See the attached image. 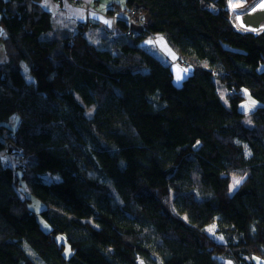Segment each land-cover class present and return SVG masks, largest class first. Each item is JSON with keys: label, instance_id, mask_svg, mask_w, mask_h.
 <instances>
[{"label": "trees", "instance_id": "obj_1", "mask_svg": "<svg viewBox=\"0 0 264 264\" xmlns=\"http://www.w3.org/2000/svg\"><path fill=\"white\" fill-rule=\"evenodd\" d=\"M40 1L0 0V264H263L264 31L227 0H124L91 41Z\"/></svg>", "mask_w": 264, "mask_h": 264}, {"label": "crops", "instance_id": "obj_2", "mask_svg": "<svg viewBox=\"0 0 264 264\" xmlns=\"http://www.w3.org/2000/svg\"><path fill=\"white\" fill-rule=\"evenodd\" d=\"M40 3L45 10L51 13L53 23L56 26L72 30L76 29L79 23L92 21L93 27L88 30L87 36L97 38L105 30L113 31L116 29V19L122 17V12H120L121 14L118 12L113 14L109 10L113 5L123 6L124 2L120 0H78L77 2L73 0H41ZM161 38H155V41L152 39L150 43L157 45L160 40H165ZM7 58L3 41L0 39V63H4ZM23 69L25 68L23 67ZM25 72L23 70V73Z\"/></svg>", "mask_w": 264, "mask_h": 264}, {"label": "rangeland", "instance_id": "obj_3", "mask_svg": "<svg viewBox=\"0 0 264 264\" xmlns=\"http://www.w3.org/2000/svg\"><path fill=\"white\" fill-rule=\"evenodd\" d=\"M120 1L124 2V0H120ZM242 1L243 0H241V2ZM254 1H256V0H251L248 3H251V2H254ZM244 5H242V6H244ZM122 8H124V7L122 6ZM122 14H123V12H122ZM100 32H102V31H100ZM90 39H92L91 41L96 40V38H90ZM161 39H164V38L162 37ZM155 40L156 39H154V41ZM154 45H156V44H154ZM156 47H158L157 49H159L160 52H162L164 55H167L170 58V60L173 62L172 64L175 65L174 68L176 69L177 79H180L185 74L184 72L186 71V69H183L182 66H184V65H181V61H180V64H179V62H177V59H176L177 57L174 54V52L172 51V49L170 48V46L168 45V43L166 42V40H160L159 41V44H157ZM179 65L181 66V68H179L180 69V73H178V71H177ZM23 70L26 71V69H23ZM28 78H30V77L28 76ZM216 83H217V90H218L220 96L221 97H224L225 87L223 85H221L218 81ZM243 95H244V97L241 100V102L239 103V109L245 114L244 117H243V121L245 122V124L250 125L251 124V121H250V118H249V113L259 104V102L257 100H255V99H253L250 96V94H249V92H248L247 89H244L243 90ZM88 110L90 111V109H88ZM14 121H15V118H14V116H12L11 119H10V123H12ZM10 153H12V152H9V151H6V152L4 151L3 152L2 157H3V160L4 161H7L8 163H10V164H12L14 166H16L19 163H21L22 161H24V158H23L22 155H18V156H15L14 155V156H11ZM240 179L241 178L238 177V176L234 177V181H233L234 182V185H236L237 184V181H239ZM30 206H31V208L33 210L38 211L39 210V207H40V202L38 201V199L32 198V200L30 202ZM38 218H39L41 227L43 229H45V230H48L49 229L48 223L44 219H42V217L40 216V214H38ZM206 231L215 240H217V241H223V237L221 236V234H219L217 232V226H216V224H210L209 226H207L206 227ZM58 239L60 241H63V237H61V235H58ZM63 252H64V255L65 256H68L70 254V250L68 249L67 246H65ZM218 259L220 261H222L224 264H233L232 261H230L228 259L227 260H223V259H221L219 257H218ZM256 260H259V259H256ZM262 263L264 264V262H262ZM139 264H145V263L142 262V261H139Z\"/></svg>", "mask_w": 264, "mask_h": 264}, {"label": "water", "instance_id": "obj_4", "mask_svg": "<svg viewBox=\"0 0 264 264\" xmlns=\"http://www.w3.org/2000/svg\"><path fill=\"white\" fill-rule=\"evenodd\" d=\"M234 21L240 31L253 34L264 31V0H256L248 7L239 9L234 14ZM12 149V144H8V151Z\"/></svg>", "mask_w": 264, "mask_h": 264}, {"label": "built area", "instance_id": "obj_5", "mask_svg": "<svg viewBox=\"0 0 264 264\" xmlns=\"http://www.w3.org/2000/svg\"><path fill=\"white\" fill-rule=\"evenodd\" d=\"M73 1H78V0H73ZM251 1V0H250ZM248 0H243L241 2V0H238V3L236 0H227L226 1V6H225V9L228 11V13L230 14V20L231 22L233 23V25L237 28V29H240L237 24L235 23L234 21V14L239 10V9H243V8H246L248 7L249 5H251L252 3L254 2H251V3H248L250 2ZM200 2V5L203 7V8H206L208 10H211V11H216L217 10V6L215 4V2L213 0H199ZM247 2V3H246ZM245 4V5H244ZM244 5V6H242ZM0 34H1V31H0ZM112 35V34H111Z\"/></svg>", "mask_w": 264, "mask_h": 264}, {"label": "bare ground", "instance_id": "obj_6", "mask_svg": "<svg viewBox=\"0 0 264 264\" xmlns=\"http://www.w3.org/2000/svg\"><path fill=\"white\" fill-rule=\"evenodd\" d=\"M236 1H237V3H238V0H236ZM224 10H226L225 7H224ZM209 11H211V10H209ZM216 11H218V7H217V10H216ZM216 11H214V12H216ZM226 11H227V10H226ZM227 12H228V11H227Z\"/></svg>", "mask_w": 264, "mask_h": 264}, {"label": "snow or ice", "instance_id": "obj_7", "mask_svg": "<svg viewBox=\"0 0 264 264\" xmlns=\"http://www.w3.org/2000/svg\"><path fill=\"white\" fill-rule=\"evenodd\" d=\"M237 183H239V181H237Z\"/></svg>", "mask_w": 264, "mask_h": 264}]
</instances>
